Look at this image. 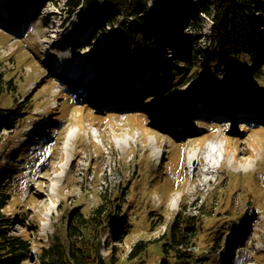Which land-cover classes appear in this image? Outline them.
<instances>
[{
	"label": "rangeland",
	"instance_id": "374dc122",
	"mask_svg": "<svg viewBox=\"0 0 264 264\" xmlns=\"http://www.w3.org/2000/svg\"><path fill=\"white\" fill-rule=\"evenodd\" d=\"M10 1L0 0V11ZM15 1V15L9 18V27L20 21L31 32L23 36L26 33L24 28L22 34L15 35L0 25V69L5 71L7 77L15 79L17 87L13 95L0 97V108L3 114H7L8 108L15 106V103L26 102L27 95L30 97L36 91H40L42 98L37 110L40 116L31 119L20 134L11 132L12 127L8 124H2L6 128L3 131L6 137L0 141V162L10 165L17 156L15 167L22 174H15L13 183L16 187L20 181L26 180L18 189L14 204L7 210L16 218L22 213L28 214V217L20 216L13 223V229L32 239L34 255L38 256L40 248L50 243L64 209L75 205L87 209L97 205L101 196L107 195L116 199L117 205L128 213L132 228L123 242L117 243L110 238L108 246L102 247L106 264H113L115 252V264H161L158 245H150L146 258L141 255L130 260L129 252L140 239L161 236L167 225L172 223L183 200L187 201L190 210L213 196L217 200L215 212L219 213L216 221L219 224L227 223V229L216 222L212 226L211 218H206L208 225L200 234L202 239L208 236L210 228L222 232L217 239L220 246L211 257L210 264H238L239 260L242 264H264V129H251L252 133L246 134L241 118L233 123L229 131L218 129L208 133L191 126L188 134L172 136L158 124L144 123L135 116L142 109L148 111L150 116L162 110L180 111L182 108L194 114L199 108V105L195 106L197 91L206 84L209 87H228L223 93L229 92L231 101L254 104L236 96L242 94L252 96L256 99L255 103L264 105V77L260 80L250 79L245 69H241L240 75L235 72L231 78L227 74L225 79L221 77L222 84L207 83V79L201 78L174 90L169 77L157 84L156 78L163 77L165 69L158 74L160 68L152 66L151 59L145 63V56L142 55L130 59L108 37L93 39L94 34L99 32V24L80 25L78 16L73 11L69 12L70 7L63 5L65 0H60L58 4L49 0ZM194 1H149L148 15L161 8L170 25L156 48L162 68L173 64L175 56L179 54L180 50L174 47L176 40L173 39H179L187 46L203 44L200 46L207 53L210 43L208 29L213 21L204 16L201 22L204 31L199 32L198 41H195L193 10L190 6ZM20 12L24 14L22 20L19 19ZM254 14L257 26L254 36L262 47L264 37L259 35L264 31V11H255ZM108 19L105 14L102 22ZM108 31L112 33L113 29ZM263 53L262 49L260 55ZM65 56L69 61L61 66L60 62ZM86 63L91 66H86ZM142 64H148L149 68L144 69ZM72 66L79 69L89 67L86 73L91 76L96 70L99 89L113 83L118 85L125 77L129 86L146 82L153 90L143 91L138 97L145 103L144 108L132 104L129 108L107 111L102 103L90 107L74 98L73 104L68 105L69 88L57 85L53 77L56 74L54 71L67 70L65 68ZM154 83L155 86L152 85ZM227 98L215 101L220 104ZM215 101L208 103L215 104ZM53 110L68 115L62 134L60 121L50 117ZM228 115L213 118L232 120V114ZM100 116H105L102 124L96 123L101 120L98 119ZM42 119H45V126H39ZM37 131L38 135L35 133ZM228 134L231 138L227 137ZM57 136L60 138L58 143ZM203 136L205 140L209 139L207 145H203L205 140L201 141ZM177 142L186 143L183 149L188 178L179 188L173 190L171 184H165L161 189L151 181L156 174L165 178L162 175L164 165L171 148L178 146ZM211 146L218 148L215 154L210 153ZM197 159L203 163L200 169L195 170L194 160ZM159 164L162 166L160 171L156 170ZM256 172L259 174L256 175ZM18 194L22 196L21 202ZM33 194L35 197L31 196ZM162 205L164 223L150 230L149 211L152 208L159 210ZM155 218H159L158 214H155ZM235 235L238 236L235 238ZM238 245L240 251L235 255ZM209 247V244L198 243L193 249L203 251L205 256L210 257Z\"/></svg>",
	"mask_w": 264,
	"mask_h": 264
},
{
	"label": "trees",
	"instance_id": "16d2710c",
	"mask_svg": "<svg viewBox=\"0 0 264 264\" xmlns=\"http://www.w3.org/2000/svg\"><path fill=\"white\" fill-rule=\"evenodd\" d=\"M50 1L58 4L60 0ZM149 1L65 0L63 5L70 7L69 12L73 11L81 24L95 22L106 14L109 19L106 24L102 23L99 32L94 34L95 38L108 37L107 39L114 41L130 59L145 56V60L143 58L145 63L150 59L155 60V51L161 44V37L170 29L161 8L148 15ZM190 6L193 10L195 41H198L199 32L204 31L201 25L204 16L210 17L213 21V25L208 29L210 43L206 49L207 53L200 46L203 44H199L200 47L187 46L181 40L173 39L176 40L174 47L180 50L179 54L175 56L173 64L165 66L166 73L158 83L169 77L174 90L193 79L205 78L208 80L207 83L216 84L221 83V77L225 79L226 74L231 77L233 68L237 69V75L241 73V69H245L250 79L260 80L264 77V53L260 55L261 50H264V39L260 47L254 36L257 31L254 12L264 11L263 0H210V2L195 0ZM110 28L113 29L112 33L108 31ZM259 36L264 37V31ZM259 55L262 56L261 61H258ZM14 80L0 69V97L17 92ZM223 87L214 85L209 87L206 84V88H201L197 92H200V97L206 98L215 95ZM28 95L26 102L15 103V106L8 108L7 114H3L0 108V141L6 137L3 133L6 128L2 124H8L13 128L11 132L20 134L30 119L39 116L37 110L42 98L40 91H36L30 97ZM67 103L70 104L69 99ZM50 117L60 121L62 134L68 115L53 110ZM182 148L181 144L176 146L166 160L162 174L165 178L154 175L151 181L153 185L161 189L165 184H171L173 190L179 188L184 178L186 179ZM15 162L16 159H13L12 165H2L0 162V264H106V258L101 253L102 247L108 246L110 238L115 239L117 243L123 242L132 228L128 213L123 211L122 206L117 205L116 199L103 195L100 197L101 201L90 208L84 209L83 206L75 205L70 209H64L59 227L52 235L50 243L43 245L38 256L34 257L32 239L23 233L14 232L13 229V223L18 221L20 216L28 217V214L22 213L16 218L7 210L16 200L12 198L16 192L13 183ZM18 173L20 174V171ZM23 182L25 184V179L21 186ZM31 196L35 197L34 194ZM214 198L209 196L199 207L195 205L190 210L187 201L183 200L172 223L167 225L161 236L140 239L133 245L129 252L130 260L145 256L153 244L158 245L160 249L161 264H210L211 257L220 246L217 239L222 232L210 228L208 236L204 239L200 234L204 226L208 225L206 218H211L212 226L213 222L219 224L216 221L219 213L215 212L217 200ZM149 213L150 230L164 223V205L156 211L152 208ZM155 214H158V219L155 218ZM219 225L227 229V223ZM198 243L210 245V257L205 256L203 251L196 252L193 249ZM113 251L115 252V249ZM116 258L115 252L112 257L113 264L116 263ZM240 263L238 261V264Z\"/></svg>",
	"mask_w": 264,
	"mask_h": 264
},
{
	"label": "bare ground",
	"instance_id": "6f19581e",
	"mask_svg": "<svg viewBox=\"0 0 264 264\" xmlns=\"http://www.w3.org/2000/svg\"><path fill=\"white\" fill-rule=\"evenodd\" d=\"M26 30H28V27H24ZM162 64V63H161ZM86 66H91V64L89 63H86ZM86 66H82V67H80V69L78 68V66H74L73 67V71H72V73H71V77L72 78H75V77H77L78 79H82V78H84V76H85V74H87L86 73V71L88 70V68L89 67H86ZM95 71V74H96V70H94ZM96 86H98V84H96ZM143 88L145 87V85L144 86H142ZM132 88H134V86H132ZM150 91V90H149ZM102 92V91H101ZM124 100H126V98H124ZM229 104H233V106L236 108V110H241V109H243V107L239 104V103H233V102H228ZM227 104H221L220 106H216V107H214V109L215 110H217V112L218 113H221V114H226V113H228V111H229V109H228V107L226 106ZM210 109H212V108H202V109H200V110H210ZM253 109H257V107H253ZM167 110H169V109H167ZM172 110H174V109H172ZM182 110H185L184 108H182ZM215 113H216V111H215ZM174 114V115H173ZM183 114H184V112L183 111H173L171 114H170V119H171V117L172 116H179V118H180V116L182 117L183 116ZM169 118L167 119V122L170 124V122H169ZM176 120V119H175ZM177 122V121H176ZM176 122H174V123H176ZM169 124H166L168 127H169ZM203 141L205 140V138H203L202 139ZM209 151H210V153L211 154H215L217 151H218V148L217 147H215V146H211V147H209Z\"/></svg>",
	"mask_w": 264,
	"mask_h": 264
},
{
	"label": "water",
	"instance_id": "95a60500",
	"mask_svg": "<svg viewBox=\"0 0 264 264\" xmlns=\"http://www.w3.org/2000/svg\"><path fill=\"white\" fill-rule=\"evenodd\" d=\"M216 96V95H215ZM214 97V96H213ZM209 98V97H208ZM207 97L205 99H208Z\"/></svg>",
	"mask_w": 264,
	"mask_h": 264
}]
</instances>
